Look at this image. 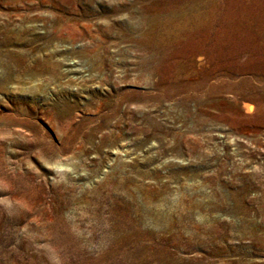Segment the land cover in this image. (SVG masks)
Returning a JSON list of instances; mask_svg holds the SVG:
<instances>
[{
	"label": "rangeland",
	"instance_id": "374dc122",
	"mask_svg": "<svg viewBox=\"0 0 264 264\" xmlns=\"http://www.w3.org/2000/svg\"><path fill=\"white\" fill-rule=\"evenodd\" d=\"M0 264H264V0H0Z\"/></svg>",
	"mask_w": 264,
	"mask_h": 264
},
{
	"label": "bare ground",
	"instance_id": "6f19581e",
	"mask_svg": "<svg viewBox=\"0 0 264 264\" xmlns=\"http://www.w3.org/2000/svg\"><path fill=\"white\" fill-rule=\"evenodd\" d=\"M176 41V40H175ZM204 60L203 56H199L198 61L202 62ZM202 64V63H201ZM242 109L246 112V113H251L253 110V106L249 103V102H243L242 104Z\"/></svg>",
	"mask_w": 264,
	"mask_h": 264
}]
</instances>
